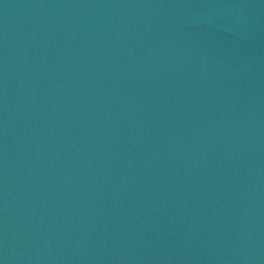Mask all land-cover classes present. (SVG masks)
<instances>
[{"label": "water", "instance_id": "water-1", "mask_svg": "<svg viewBox=\"0 0 264 264\" xmlns=\"http://www.w3.org/2000/svg\"><path fill=\"white\" fill-rule=\"evenodd\" d=\"M0 264H264V0H0Z\"/></svg>", "mask_w": 264, "mask_h": 264}]
</instances>
